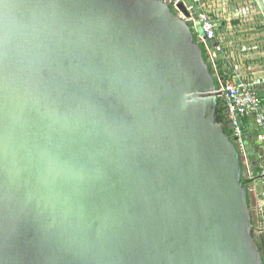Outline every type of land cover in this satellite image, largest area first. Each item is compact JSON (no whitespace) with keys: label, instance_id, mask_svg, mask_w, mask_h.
<instances>
[{"label":"water","instance_id":"1","mask_svg":"<svg viewBox=\"0 0 264 264\" xmlns=\"http://www.w3.org/2000/svg\"><path fill=\"white\" fill-rule=\"evenodd\" d=\"M202 38L163 0H0V264H264Z\"/></svg>","mask_w":264,"mask_h":264},{"label":"crops","instance_id":"2","mask_svg":"<svg viewBox=\"0 0 264 264\" xmlns=\"http://www.w3.org/2000/svg\"><path fill=\"white\" fill-rule=\"evenodd\" d=\"M207 9L219 20L218 42L229 56V61L221 59L222 69L232 68L246 79H261L258 97L264 110V16L256 0H204ZM261 15L262 18H259ZM221 19V20H220ZM206 53L211 59L209 52ZM213 62V61H212ZM212 68L217 70L213 64ZM215 70L216 77L221 73ZM244 153L241 159L245 167L251 208L255 212V226L258 233L260 218L258 209L263 200V186L260 174L264 170V144L260 136L263 130L257 127L254 117L244 121ZM252 146V147H250ZM260 172V173H259ZM252 174L253 178L249 175ZM259 173V174H258ZM261 247L264 243L261 241Z\"/></svg>","mask_w":264,"mask_h":264},{"label":"built area","instance_id":"3","mask_svg":"<svg viewBox=\"0 0 264 264\" xmlns=\"http://www.w3.org/2000/svg\"><path fill=\"white\" fill-rule=\"evenodd\" d=\"M163 1L192 26L196 28L199 25L202 28L204 33L203 42L209 41L213 44V51L219 55L220 63L223 60L224 62L229 61V56L224 51L222 44L218 42L219 20L207 9L204 0ZM181 3L185 5L190 17H186L181 12L179 8ZM206 49L211 55L212 51L207 47ZM220 71L221 73L217 77L220 85L218 91L221 93L219 98L226 108L229 125L232 130L231 138L241 154L246 150L244 146V121L254 117L257 127L264 131V110L257 91L258 86L263 84V81L261 79H246L243 74L231 67L227 71L224 69ZM260 139L264 144V133L260 136ZM249 175L253 178L251 173ZM260 180L264 189V170L260 174ZM258 215L260 218L258 233L264 236V192L262 203L258 209Z\"/></svg>","mask_w":264,"mask_h":264},{"label":"trees","instance_id":"4","mask_svg":"<svg viewBox=\"0 0 264 264\" xmlns=\"http://www.w3.org/2000/svg\"><path fill=\"white\" fill-rule=\"evenodd\" d=\"M201 48L203 49V56H204V59H205V61L207 62L208 61V59H209V56L206 54V56H205V52H206V48H205V46L204 45H201ZM210 70H211V72H215L214 71V69L212 68V66H210ZM216 85H217V87L219 88V83H218V81H216ZM218 103H219V106H218V114H217V116H218V121L222 124V126H223V128H224V131H225V133L227 134V136L231 139V141L233 142V143H235L234 141H233V139L231 138L232 137V130H231V127H230V125H229V121H228V116H227V113H226V108H225V106L223 105V103H222V101H221V99L219 98L218 99ZM237 146V145H236ZM241 165H242V171H243V175L245 174V167H244V165H243V162L241 163ZM260 173V172H259ZM258 173V174H259ZM245 180V179H244ZM248 203H249V206L251 207V201H250V196L248 195ZM255 237H259V239L262 241V242H264V236L262 235V236H260V235H258L257 233H255ZM260 250L262 251L263 250V247H260Z\"/></svg>","mask_w":264,"mask_h":264},{"label":"flooded vegetation","instance_id":"5","mask_svg":"<svg viewBox=\"0 0 264 264\" xmlns=\"http://www.w3.org/2000/svg\"><path fill=\"white\" fill-rule=\"evenodd\" d=\"M206 54H207V53L205 52V56H206ZM245 178H246V177H245ZM261 252H262V254L264 253V248H263V250H262Z\"/></svg>","mask_w":264,"mask_h":264},{"label":"rangeland","instance_id":"6","mask_svg":"<svg viewBox=\"0 0 264 264\" xmlns=\"http://www.w3.org/2000/svg\"><path fill=\"white\" fill-rule=\"evenodd\" d=\"M187 2L189 3V1H187ZM259 18H262L261 15H259ZM220 20H221V19H220ZM211 66H212V64H211ZM263 255H264V253H263Z\"/></svg>","mask_w":264,"mask_h":264}]
</instances>
